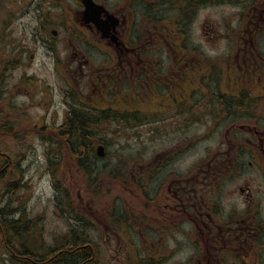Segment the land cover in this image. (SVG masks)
Returning <instances> with one entry per match:
<instances>
[{"label": "flooded vegetation", "instance_id": "1", "mask_svg": "<svg viewBox=\"0 0 264 264\" xmlns=\"http://www.w3.org/2000/svg\"><path fill=\"white\" fill-rule=\"evenodd\" d=\"M232 1L240 10V21L245 20L249 10L251 12L249 39L245 38V47H238L239 52H245L249 57L247 69H238L236 62L225 67L221 64L217 69L205 68L204 64L200 69H164L160 55L174 47L173 38L165 40L167 51L160 45V54L148 53L147 48L152 42L145 40L146 36L141 33L144 21L166 24L168 38L176 34L185 45L184 35L188 32V38L200 10L220 0H124L120 5L116 4L117 7L110 6L105 0H93L99 11L90 17L103 31L91 20L85 22V6L81 0L46 1L38 6L39 19L42 18L40 22L44 23L47 13L53 22L44 26V33L49 38L38 40L37 48L47 52L39 55V49L34 52L12 49L6 53L4 49V53H0V69H70L75 74L76 87L71 88L66 97L68 108L59 124L47 126L46 119L42 122L32 117H28V122L21 121L23 127L19 132L40 138V144L45 145L42 140L46 132L54 135V125L56 136L62 137L64 125L76 115L86 116L91 133L103 139L111 134L126 133L127 128L137 132L150 122L156 123L153 125L163 122L160 105L172 114L168 120L174 118L176 124L171 131L176 134L188 138L190 135L186 132L190 133L195 127L202 128L203 134L195 140L186 139L190 141L187 146L180 143L158 152L129 172L130 183L139 187L134 190L139 204L142 203L138 217L117 201L110 210L107 226L116 234L115 244L119 243V248L121 245L124 248L135 246L133 264H169L178 249L184 248L194 251L184 264H264V0ZM170 9L177 12L178 19L161 15L162 11ZM67 13L70 19L65 17ZM26 14L23 11L22 15ZM167 22L172 23L169 26ZM179 25L184 28L176 32ZM153 34L155 38L163 36L160 32ZM61 43L64 51L58 50ZM145 55L151 57V62H147L148 69H142ZM121 81V85L127 81L140 85L147 90L142 92L147 96L157 93L149 111L127 110L125 94L128 93L119 86ZM174 88L182 90L179 98L171 93ZM29 109L36 110V106L30 104ZM3 118L2 113L0 128L11 125L15 131L19 126L11 121L7 123ZM208 139L214 140L215 146L203 148L205 155L199 162L182 171L174 168L192 148ZM51 148L50 144L49 151ZM63 148L68 147L54 144L53 149ZM11 164L9 162L8 166ZM123 166L126 165L119 163L112 171L110 176H114V180L125 178ZM77 168L93 186L94 177ZM245 169L248 171L242 176ZM246 177L245 186L250 185L251 189L238 185L228 190L230 185H235L234 181ZM255 180L261 183L257 188ZM152 211L154 223L146 225L145 215ZM82 213L85 225L72 228L65 238L72 231L76 238L81 234L83 242L79 249L90 253V262L101 264L103 259L87 238V230L93 229V225ZM3 220L15 221L12 217ZM0 229L3 234L2 226ZM116 230H122L123 235ZM176 234L183 235L184 241L178 243ZM171 240L177 243L169 242ZM57 243H53L56 248ZM12 251L9 252L12 259H24ZM29 260L30 264L34 262Z\"/></svg>", "mask_w": 264, "mask_h": 264}, {"label": "rangeland", "instance_id": "2", "mask_svg": "<svg viewBox=\"0 0 264 264\" xmlns=\"http://www.w3.org/2000/svg\"><path fill=\"white\" fill-rule=\"evenodd\" d=\"M46 1L59 2V0H0V53H10L12 49H29L30 52L39 49V55L47 52L40 47L37 48L38 40L49 38L44 33V26L46 28L53 22L52 16L47 13L44 16V20L46 17L44 23L40 22L42 18L39 19L41 14L38 13L40 12L38 6ZM66 1L71 2V0ZM105 1L113 7L124 2V0ZM230 1L232 0H223L222 2L220 0V2L207 5L200 10L196 25H192L188 38L187 34L184 35L187 47L183 49V52L179 49L180 36L175 34L168 38L166 24L144 21L140 28L141 33L146 36L145 40L152 42V45L147 48L148 53L160 54V45H164L167 51L165 40L173 38L174 47L170 48L166 54L160 55L164 69H190V67L191 69H200V65L203 64L205 68L217 69L221 64L225 67L234 65L235 62L238 64V69H247L249 57L245 52H239L238 47H245L244 40L245 38L249 39L251 12L247 10L245 20L240 21V10L234 5L235 1ZM23 11L27 12L25 16L22 15ZM161 15H165V18H179L177 12L171 9L162 11ZM65 17L70 19L71 16L67 13ZM7 22L9 25L6 24ZM171 23L167 22L169 26ZM181 28L184 27L179 25L175 31L178 32ZM159 32L163 36L155 38L153 33ZM232 34H234L233 37ZM66 35L68 34L66 33ZM63 46L64 44L61 43L58 50L64 51ZM147 62H151L150 55L144 56L142 69H148ZM73 76L75 74L70 69H0V114H4L3 120L7 123L12 122L19 125L15 131L11 125L0 128V210L3 211V215L9 218H23L25 222H30L29 226L33 228L32 235L38 238L37 240L45 248L49 247L57 240L66 239L65 236L72 228L85 225L69 217L64 207L66 203L62 202L63 198L56 199V194L61 195L54 187V184L58 183L69 191L74 207L79 212H84L90 219L93 229L87 230V238H90L95 251L103 259L101 264H133V258L136 255V249L133 248L135 246H131L126 240L131 248L129 246L124 248L122 245L119 248V243L115 244L116 234L111 233L107 225L110 210L114 208L117 201L135 217H138V210L140 211L142 203L139 204L140 199L134 190L139 187L130 183L132 179L129 174L119 181L114 180L116 178L110 176L112 171L118 168L121 162L133 167L134 164L138 165L141 161L146 162L151 159L152 155L180 143L187 146L190 141L186 139L195 140V137L203 134L202 128L195 127L190 130V133L186 132L190 135L188 138L176 134V131H171L176 124L174 118L168 120L172 114L170 111H166L167 107L160 105V118L163 122L153 125L156 123L151 124L150 121H147L150 123L144 125L137 132L132 128H127V132L121 133V135L105 136V141L108 143V147H106L108 155L97 163L96 171L103 172L96 183L92 182V186L76 167L75 159L67 148L55 150V152L49 151L50 143L48 144L47 141L55 144L63 141L56 136L55 125L53 126L54 135L46 132V137L42 138L45 145L40 144V138L28 135L25 131L19 132V129L23 127L20 125L21 121L24 119L26 122L30 121L28 117H32L34 120L41 119L42 122H44V118L47 126L61 122L68 108L66 97L71 88L76 87ZM128 82L121 85V81L119 84L127 89V93L130 95L125 94L127 110L149 111L155 102L152 99L157 97V93L154 96H147L143 94L147 92L146 89L143 90L144 88L142 89L140 85H132ZM113 84L116 83L113 82ZM171 93H175L179 98L182 90L174 88ZM159 97L164 96L160 95ZM83 100L85 101V99ZM30 104H34L36 110H30ZM153 109L155 110V105ZM166 120L168 121L166 122ZM214 144V140L211 139L204 143H198L174 168L178 171L189 168V165H194L203 158L205 155L202 151L203 148H211ZM23 146L26 147L22 148ZM49 156L52 165H50ZM140 156L142 158L138 159ZM10 160L12 164L8 166L7 162ZM247 171L245 169L242 176ZM234 183L235 185H230L228 190H232L234 186L237 188L238 185L245 186L247 177L238 182L234 181ZM254 183L255 188L261 185L259 180H255ZM246 188L251 189L250 185ZM231 201L232 198H230ZM146 210L144 208V211ZM153 217V211L145 215L146 225L154 223ZM116 232L123 235L122 230H116ZM176 238H178V243L184 241L183 235L176 234ZM169 242L177 243L175 240ZM4 244L7 245L9 242L5 234L0 233V264H13L12 255L5 251ZM146 252L151 253L150 250H146ZM161 252H165V250L161 249ZM193 254L194 251L191 249H178L169 264H184Z\"/></svg>", "mask_w": 264, "mask_h": 264}, {"label": "trees", "instance_id": "3", "mask_svg": "<svg viewBox=\"0 0 264 264\" xmlns=\"http://www.w3.org/2000/svg\"><path fill=\"white\" fill-rule=\"evenodd\" d=\"M61 133L62 137L60 138L63 141L59 144L69 148L67 149L73 155L75 162H77V166L85 170L92 178L100 175L103 171H96L95 169L97 163L100 161L95 149L99 143H103L105 146H108V143L102 137H96L91 133L90 123L87 121L86 116L76 115L71 117L64 125V129L61 130ZM49 142L52 146V152H55L56 149H53L55 143ZM50 165H52V161ZM54 187L57 193L61 194L59 196L56 194V199L58 200L60 197L63 198L62 202L66 203L64 207L69 216L74 218V220H81V215L77 213L71 204L69 191L65 190L63 186L61 187V185H58V183H55ZM2 213L3 211H0V216H2ZM3 221L4 223L1 222L0 219V227L2 226L3 233L9 242L5 248H7L9 252L10 249L13 251L17 249L15 252H12L20 258H24L20 261H16L17 258L13 259L17 264H30L29 258L34 260L31 264H95L89 261L90 253L88 251L79 249L80 245H82L83 238H81V234L80 238H76L74 236L75 231H72L66 239H60L57 243L58 248L54 245L45 248L43 244L32 235L33 230L29 228L31 226H29L28 223L16 220Z\"/></svg>", "mask_w": 264, "mask_h": 264}, {"label": "water", "instance_id": "4", "mask_svg": "<svg viewBox=\"0 0 264 264\" xmlns=\"http://www.w3.org/2000/svg\"><path fill=\"white\" fill-rule=\"evenodd\" d=\"M81 1L83 2L84 6H85V12H84V20H85V22H89L91 20L92 22H94L98 26V28L100 30L103 31V28L98 24V22L95 21L94 19H92L94 17V14H98V11H99L98 10L99 9L98 6L95 5L93 0H81ZM98 155L101 156V157L104 155L102 147H100L98 149Z\"/></svg>", "mask_w": 264, "mask_h": 264}]
</instances>
